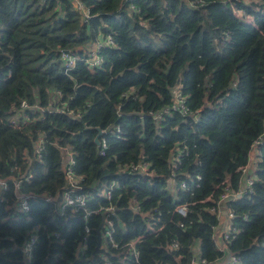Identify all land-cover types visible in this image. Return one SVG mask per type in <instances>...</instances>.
<instances>
[{
    "label": "trees",
    "instance_id": "trees-1",
    "mask_svg": "<svg viewBox=\"0 0 264 264\" xmlns=\"http://www.w3.org/2000/svg\"><path fill=\"white\" fill-rule=\"evenodd\" d=\"M81 1L87 19L71 0H0V264H26L33 233L29 264H118L120 252L127 264H189L194 249L208 264H264V0ZM103 35L113 45L90 66ZM177 93L185 112L172 108ZM63 148L89 216L60 209L75 194ZM253 150L254 193L226 202L239 231L224 253L212 208L239 188ZM111 205L118 247L93 255L96 210ZM138 236L135 260L126 245Z\"/></svg>",
    "mask_w": 264,
    "mask_h": 264
},
{
    "label": "built area",
    "instance_id": "built-area-1",
    "mask_svg": "<svg viewBox=\"0 0 264 264\" xmlns=\"http://www.w3.org/2000/svg\"><path fill=\"white\" fill-rule=\"evenodd\" d=\"M71 1H73L75 3V5L78 7V9H80V12L82 13L83 17L85 19H87L89 17V12L86 9V7L84 6V4L82 3V1L81 0H71ZM103 36L99 37V39L95 43L94 47L92 48V51H94V55L88 61L90 66L100 67L102 65V58L96 54V51L99 50L103 45H105V46L113 45V39L110 35H105L104 37ZM63 58L66 59L67 64H70V65L73 64V60L68 55V52H66V51L63 52ZM174 102H175V104L172 106L173 109L177 108L182 112L186 111L185 98H183L180 94H178V93L175 94V101ZM22 107H25L24 103H22ZM62 111L63 110L61 109L60 112H62ZM69 114L73 115L74 112L73 111L69 112ZM257 142L263 143L264 137L260 138ZM102 147H105L104 142L102 143ZM40 149L41 148L38 147L37 152H39ZM62 151H63V156H64L63 163H62L63 171H64V174L66 176L68 185L72 188V190L75 194H73V195L65 194L63 196V200L60 202V209L62 210L65 206H78V207L84 209L85 216H87V215L89 216L93 211L88 210L86 208V196L82 193H76L74 191V189L79 188L78 186H75V183L79 180V177H77L74 174V172L71 168V165L73 163L71 152L68 148H63ZM260 159H261L260 154L253 150L247 165H245L244 167L241 168V179H240L239 188L237 190H229L228 189L221 196V199H220L219 205H218V210H216L215 208H212L213 212L219 211L220 216H221V214L222 215L226 214V217L229 220L228 226L226 227V230L222 235V239L224 241V248H221L219 246L221 251L224 253L226 252V249H227V241H230L232 235H234L235 233H237L239 231V229L235 225H233V223H232V219L234 217V214H233L232 210L227 209L226 202L228 200H239V199H242L243 197H247V196L252 195L254 193V183L256 181L255 170H256V167H257ZM147 167H148V164L143 163L141 165L132 166V169L134 171L137 168H141L142 171H146ZM21 181L22 180L20 178L14 179L13 186H14V193H15L16 201L18 203V207L22 211H25L28 209L26 199L18 192L19 185H20ZM3 183H4V180H0V184H3ZM168 184L170 185V187H171L170 189L172 190L173 184H170V183H168ZM181 186L186 187V183H182ZM107 197L110 198V194H108ZM52 198L53 197H47V200H51ZM187 208L188 207L186 205H183V204L177 205L176 206V212L180 216L186 217L187 211H188ZM96 211L102 213V216H103L102 217L103 224L101 227V229L103 228V231L101 234L102 243L109 242L113 248H117L118 245L115 243L114 238H113V221L111 218V215L115 212V206L111 205V206H109L103 210H102V208H99ZM158 229H161V226ZM85 231H86V233L89 231L87 226H85ZM85 236L86 235H84L83 239L87 240ZM36 239H37L36 235L33 233L26 238V240L23 242V244L21 246V251H22L23 258H24L26 264L27 263L29 264V260L33 256V250L35 247ZM138 239H140V236L136 237L135 240L131 241L130 244L126 245V246L132 248L133 257L135 260H137V258H138V251L136 250L135 247L133 248V245H134L135 241ZM171 248L177 249L178 244L173 243L171 245ZM122 253H124V252H120V254H116L114 257L118 260V264H127L126 257H125V255H122ZM226 254H227V256L230 255L228 262L235 263L237 261V259L234 255H232L230 253L229 254L226 253ZM106 264H111V262L107 261ZM189 264H208V263L206 260H204L200 257L199 251L197 249H194V256L191 259V262Z\"/></svg>",
    "mask_w": 264,
    "mask_h": 264
},
{
    "label": "water",
    "instance_id": "water-1",
    "mask_svg": "<svg viewBox=\"0 0 264 264\" xmlns=\"http://www.w3.org/2000/svg\"><path fill=\"white\" fill-rule=\"evenodd\" d=\"M48 109H41L42 112H45L47 111ZM114 127V124H111L109 125L106 129L102 130V129H97V134L95 135V138H94V142L96 143V145H99L100 142H99V138L104 135L105 133L109 132L112 130V128ZM102 224H103V220L101 221L100 225L98 226L97 230H96V237H97V244H96V247L93 251V255H96V254H104L105 253V250L104 248H101V235H100V229L102 227ZM230 258V255L227 256V259L229 260Z\"/></svg>",
    "mask_w": 264,
    "mask_h": 264
},
{
    "label": "crops",
    "instance_id": "crops-1",
    "mask_svg": "<svg viewBox=\"0 0 264 264\" xmlns=\"http://www.w3.org/2000/svg\"><path fill=\"white\" fill-rule=\"evenodd\" d=\"M228 223H229V220L227 219L226 214H223L221 217V224L217 228V234H216L217 243L219 244L221 248H224V241L222 239V235L225 232L226 227L228 226Z\"/></svg>",
    "mask_w": 264,
    "mask_h": 264
},
{
    "label": "rangeland",
    "instance_id": "rangeland-1",
    "mask_svg": "<svg viewBox=\"0 0 264 264\" xmlns=\"http://www.w3.org/2000/svg\"><path fill=\"white\" fill-rule=\"evenodd\" d=\"M63 159H64V156H63ZM17 205H18V203H17ZM101 242H102V240H101ZM101 248H104L103 243H101ZM100 255H103V254H100Z\"/></svg>",
    "mask_w": 264,
    "mask_h": 264
}]
</instances>
